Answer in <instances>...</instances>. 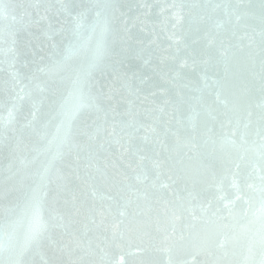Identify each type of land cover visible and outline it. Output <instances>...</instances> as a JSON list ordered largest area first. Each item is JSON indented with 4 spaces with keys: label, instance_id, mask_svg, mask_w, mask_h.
I'll list each match as a JSON object with an SVG mask.
<instances>
[{
    "label": "water",
    "instance_id": "water-1",
    "mask_svg": "<svg viewBox=\"0 0 264 264\" xmlns=\"http://www.w3.org/2000/svg\"><path fill=\"white\" fill-rule=\"evenodd\" d=\"M0 264H264V0H0Z\"/></svg>",
    "mask_w": 264,
    "mask_h": 264
}]
</instances>
